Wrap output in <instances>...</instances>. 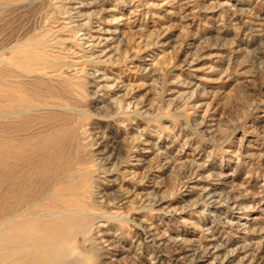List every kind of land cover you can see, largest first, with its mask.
I'll return each instance as SVG.
<instances>
[{"label":"rangeland","instance_id":"rangeland-1","mask_svg":"<svg viewBox=\"0 0 264 264\" xmlns=\"http://www.w3.org/2000/svg\"><path fill=\"white\" fill-rule=\"evenodd\" d=\"M0 117V209L95 210L70 264H264V0H0Z\"/></svg>","mask_w":264,"mask_h":264},{"label":"bare ground","instance_id":"bare-ground-1","mask_svg":"<svg viewBox=\"0 0 264 264\" xmlns=\"http://www.w3.org/2000/svg\"><path fill=\"white\" fill-rule=\"evenodd\" d=\"M60 43L63 42L60 41ZM28 58L31 60L30 57ZM74 132H72V135H74ZM3 160L4 158L1 159L0 165L1 182L6 181ZM45 163L50 168H53L55 164L53 160ZM83 164L82 159L77 158L74 160L72 174H69L65 180L59 182L62 186L71 189V192L73 191L72 193L75 195L80 194L82 187L87 186V184L92 187L93 184V180L90 179L88 171L83 167ZM58 172L59 170L54 169L49 179L59 180V177H61L59 175L66 174L64 170L60 173ZM80 179H83L82 181L84 182H80ZM7 191L2 196V199L9 200L10 203L0 209V264H70L73 251L70 249L68 241L78 234H83L84 236L91 234L95 214L93 206L82 203L73 204L70 207L64 205L59 209L46 208V212H44L45 214L42 217L44 221L38 223L35 217L31 218L29 216V211L32 210L33 205L37 201L33 202L29 193H22L19 190V194L15 195L16 189H14L11 190L12 194L14 193L13 196H10ZM89 195H92L91 191Z\"/></svg>","mask_w":264,"mask_h":264}]
</instances>
